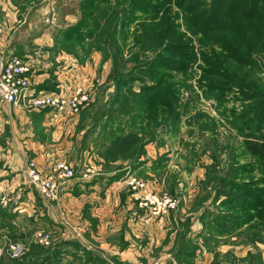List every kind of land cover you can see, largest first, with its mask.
Returning <instances> with one entry per match:
<instances>
[{"label": "rangeland", "instance_id": "1", "mask_svg": "<svg viewBox=\"0 0 264 264\" xmlns=\"http://www.w3.org/2000/svg\"><path fill=\"white\" fill-rule=\"evenodd\" d=\"M22 1L20 2L25 4L24 0ZM132 1L141 4L139 0L110 1V5L114 9L126 8L129 10L127 14L129 13L132 17L127 28L131 37L129 36L126 40L123 58L119 62L123 67L125 66V72L132 70L130 68L134 66L133 56L137 52L140 53L139 45L136 44L133 37L140 33L142 23L150 24L153 21L148 19L150 14L133 12L130 9ZM205 1L210 2V0ZM80 2L81 0H42L38 7H36L38 3L35 5L30 3L29 7L23 5L22 8L25 10L19 14L18 18L21 19V22L15 23L17 28L13 33L16 55H20L17 53L18 51L25 52L29 54L26 61L33 62L37 58L42 66L45 65V59L42 58L45 51L42 48L34 47V41L37 37L46 35L47 37L51 36L57 45L53 49V56L62 53L74 56L75 53H78L82 58H87L76 47L72 48L69 45L66 47L62 35L63 31L79 22L83 14ZM137 6L141 7V5ZM34 7L36 8L32 9ZM138 7L135 5L132 8ZM171 8L174 14L179 12L176 6L172 5ZM170 16L173 17L171 11ZM164 18L165 12L162 11L155 19V25L161 26L160 23ZM173 21L178 28L179 38H182L184 42L191 41L190 46L194 48L196 61L194 59L187 63L189 66L187 75L173 72L174 82L185 81L184 85H186L180 92V104L177 110L159 109L160 114L156 118L151 119L150 123L148 120L143 123L144 132L140 127L134 129V132L142 140H152V142L145 145L142 150H138L136 161L135 157L133 160L118 158L121 152L108 163L100 157L101 155L106 157L104 154L106 152L105 145H107L105 136L112 132L111 129H104L106 122L110 121L109 118L111 117L114 122L120 120L124 124H129L131 121L126 115L121 114L126 102L123 96L128 95V92L117 90L116 82L112 76V57L107 59L102 53L93 51L91 56L100 55L103 62H107V68L99 71L97 77L93 78L94 82L88 87L91 100L77 116H74L77 117L76 123L70 133L74 137L69 142V145L74 147L73 154L68 153L66 154L67 158L63 157L60 160L75 162L73 166L75 169L74 179L82 178L81 180L87 182L94 180V177H85L90 169L94 171L93 176L96 174L107 176L108 185L127 180L128 187L132 189L129 182L134 177L146 184L144 191L150 185L153 191L151 194L168 195L179 202V208L173 212L174 215L178 216L182 211L185 216L182 219L184 225L187 221L192 223L186 239L176 240V232L173 235H170L171 232L167 234V226L164 222L162 223L163 227L153 230L156 231L154 234L156 236L155 245L158 242L159 247H156L147 259L138 257L139 261L144 259L147 261L146 264H166L168 260L173 259L174 248L191 247L193 251L194 248L196 250L199 248L198 251L204 248L207 251L200 256L206 260V264L211 259L210 264H249L244 260L248 258V253L241 256L246 251L254 254L253 263L264 264V175L259 161L245 151L244 138L237 130L241 120L240 115H243L247 109L254 105L264 106V95L253 91L254 86L250 90H243L233 81L236 79L235 76V78L226 79L227 81L218 90L208 91L204 86L206 82L203 81V74L207 70L203 56L208 49L203 48L202 36L190 30L181 16L178 20L173 19ZM163 27L166 30L167 27ZM59 34L62 36L56 42ZM172 37L173 35L166 38V41L172 42ZM214 47L216 48L215 52L222 51L218 45ZM146 55H149V52ZM255 59L258 61V68L264 67V57L259 56ZM227 65L235 73H238L235 68L242 69L238 63L236 64L232 60L230 63L228 61ZM243 70L246 71L247 77L249 76L264 88V68L263 70L257 68ZM133 78H135L134 75ZM33 88H37L35 83H33ZM134 89L138 90V85ZM120 102L121 104H119ZM97 120H99L98 125H96ZM90 131H92L90 134L93 135L84 143V136ZM97 138H99V142H94L97 141ZM114 146L115 144H111L109 148ZM15 158L23 162L21 155H16L13 150L11 138L5 131L0 134V182L3 178H13L11 161ZM29 159L27 162H30ZM90 159L91 162L88 163ZM60 160L52 157L49 162L45 161L44 168H51L55 162ZM152 166H156V172L151 171ZM220 178L226 180L223 181L226 188L224 186L217 187L219 182L221 184V181L218 182ZM23 179V182H27L25 178ZM221 190L224 191L220 195L218 191ZM245 190H247L246 197ZM28 191H30L29 197L24 194L25 192H10L4 188L0 189V211L6 213L3 217L7 218L8 222L7 226L0 224V262L9 258L7 256L9 244L22 243L29 249L27 254L34 245L51 249L52 252L55 251V255L50 257L53 259L51 264H81L80 261H77L78 254L74 252L78 241L70 239L72 229L68 221L71 219V214L65 208L68 207L69 202L64 199V190L62 189L60 192L61 202L65 205L63 215L60 210L55 212L52 208L47 209L48 202L44 201L35 187L30 186ZM251 192L255 196L253 199H248L247 196ZM225 202H232V204L230 203V207H225L223 206ZM248 202H251L250 205H247ZM244 205L252 208L254 219L249 224L237 228L235 224L239 221L238 216L242 214L239 207ZM3 217L0 216V223L4 219ZM55 220L59 223L56 224ZM63 222L68 224L65 225ZM221 230H224V236L217 234H220ZM208 232L211 234L210 236H208ZM41 234L51 236L50 245H41L37 242V238ZM204 236L207 237L204 239ZM164 238L165 241H163ZM64 242L71 243L64 244ZM162 244L166 246L164 250L160 247ZM199 255L197 252L196 258ZM45 257L44 255L42 258ZM196 258L191 261L192 264ZM110 261L114 264L118 262L115 259Z\"/></svg>", "mask_w": 264, "mask_h": 264}, {"label": "trees", "instance_id": "2", "mask_svg": "<svg viewBox=\"0 0 264 264\" xmlns=\"http://www.w3.org/2000/svg\"><path fill=\"white\" fill-rule=\"evenodd\" d=\"M110 1L81 0L80 5L83 14L79 22L70 26L62 34L66 47L67 45L72 48L76 47L87 57L82 58L80 54L75 53L74 57L80 63H85L93 51L102 53L107 59L112 57V76L116 82L117 90L128 92V95L123 96L126 102L121 114L130 118L131 122L129 124H124L120 120L114 122L110 117V121L104 125V129L112 130L111 135L107 134L105 136L107 145H105L106 152L104 154H106V157L100 156L104 158L106 163L112 161V158L119 155V152L121 154L118 158L126 160L136 158L138 150H142L152 140H142L134 132V129L140 127L141 131L144 132L143 123L146 120L150 123L151 119L156 118L160 114L159 109L177 110L179 107V95L186 85H184L185 81H180L182 84L174 82L173 72L187 75L189 70L187 63L194 59L196 61V54L194 48L190 46L191 41L184 42L182 38H179L180 34L173 19L178 20L181 16L190 30L202 36L203 48L208 49L203 56L207 66V70L203 74V81L206 82L204 86L208 91L214 92L227 81L226 79L236 77L233 81L243 90H250L254 86L253 91L264 95V88L260 87L249 76L247 77L246 71L243 70L253 68L263 70L264 68L263 66L258 68V61L255 59L259 56L264 57V0H210V2L205 0H139L141 4L132 1L130 9L133 12L139 11L150 14L148 19L153 21L150 24L142 23L140 33L135 34L133 37L136 44L139 45L140 53L137 52L133 56L134 66L130 68L132 70L129 72H125V66L123 67L119 62L123 58L126 40L129 36L131 37L127 28L132 17L129 13L127 14L128 9L123 7L120 10L114 9L110 5ZM24 2L28 4L32 2L39 3L40 0H24ZM135 5L136 7L141 5V7L132 8ZM172 5L179 9L177 14L172 11ZM162 11L165 12V18L161 21V26H156L155 19ZM170 11L173 17L170 16ZM163 26L167 27L166 30ZM62 35L59 34L56 42ZM171 35H173L172 42L166 41V38ZM216 45L222 49L220 53L215 52L216 48L214 46ZM147 52H149V55H146ZM231 60L242 67L241 70L235 68L238 73L233 72V69H230V66L227 65V62L230 63ZM122 69L124 70L122 71ZM133 75L135 78H133ZM137 85L138 90H135L134 87ZM37 90V92H57L51 82L38 87ZM216 98L219 99V97ZM44 115L45 113L33 115V120L36 124H39ZM240 118L237 130L244 138V149L259 161L264 175V106L260 104L259 106H252L243 115H240ZM98 121L96 125H98ZM91 132L84 136V143L93 135L90 134ZM96 140L94 142H99V138ZM111 144H115V146L109 148ZM108 156L113 157L109 158ZM151 171L156 172V166H152ZM219 181H221V184ZM223 181L226 180L222 178L218 180V188L222 186L226 188ZM223 191H218V194L221 195ZM246 192L247 190L244 191L245 197ZM254 196L255 194L251 192L247 198L253 199ZM230 203L232 204V202H225L223 206L230 207ZM250 203L248 202L247 205H250ZM247 205L239 207L242 214L238 216L239 221L235 224L237 228L249 224L254 219L252 208ZM256 212L259 211L256 210ZM5 215L6 213L0 211V216ZM224 220L226 221V218ZM0 224L7 226V218H4ZM191 225L190 221H187L185 225L183 221L179 222L176 226V240L186 239ZM224 233V230H221L220 234H217L224 236ZM210 235L209 233L208 236ZM205 237L207 236H204V239ZM69 243L71 242H64V244ZM207 247L209 249V246ZM198 249L194 248L193 251L191 247L174 248L173 259L178 264H192L191 261L196 258ZM44 255L46 257L42 258ZM54 255L55 251L52 252L51 249L34 245L30 252L22 258H6L0 264H51L50 262L53 259L50 257ZM253 256L252 252H248V258L244 260L249 264H255V262L253 263ZM256 264L258 263L256 262Z\"/></svg>", "mask_w": 264, "mask_h": 264}, {"label": "crops", "instance_id": "3", "mask_svg": "<svg viewBox=\"0 0 264 264\" xmlns=\"http://www.w3.org/2000/svg\"><path fill=\"white\" fill-rule=\"evenodd\" d=\"M20 1L22 0H0V21L7 25L0 39V64L11 56L23 59L29 57V54L22 51H18L20 55H16V44L13 42V33L17 28L15 23L21 22V19H18L19 14L25 10L22 6L30 5ZM41 1L38 5L34 2L31 4H36L38 7ZM34 47L44 49L45 52L41 56L47 61L44 60L45 65L42 66L37 58L33 62L28 60L34 66L32 83H35L37 88L51 82L57 92L71 93L78 85L89 87L99 71L107 68V62H103L100 55H92L85 63H80L74 56L66 53L53 56L55 41L51 36L37 37ZM42 113H45L43 119L36 124L33 115ZM76 118L60 116L55 119L53 112L48 109L27 111L21 105H0V134L7 132L11 138L13 150L16 155L20 154L23 160L20 162L15 158L11 161L14 176L12 179L3 178L0 189L25 192L24 194L29 197L28 190L30 186H34L27 178V159L34 161L38 169L49 176L53 165L51 168L49 166L44 168L45 161L49 162L52 157L59 160L63 157L67 158L66 154L74 152V147L69 145V142L74 137L70 133L75 126ZM69 162L70 165H75V162ZM90 162L91 159L88 160V163ZM88 171L85 177H94V180L87 182L81 180L82 178H75L70 189H63L64 199L69 202L68 207L65 208L71 214V219L68 221L72 229L70 239L79 242L75 241L79 248L74 247V252L79 256L77 261L81 264H114L110 260L115 259L118 261L116 264H146L147 261L144 259H147L156 247H159L158 242L155 245L156 231L153 230L163 227L162 223L165 222L167 234L177 233L176 226L185 218L182 211L178 216L172 212L160 218L154 217L148 207L141 205L143 197L153 193L150 185L145 191L132 190L128 187L127 180L108 185L107 176L101 174L93 176L94 171L90 169ZM23 178L27 182H23ZM62 205L65 206L63 202ZM46 206L47 209L59 211L55 203L48 202ZM55 218L57 219L56 216ZM55 221L56 224L59 223ZM75 230L80 235H76ZM160 247L164 250L166 246L162 244ZM202 249L198 251L200 255L193 264H206V260L200 256L207 251ZM247 253L248 251L241 256ZM140 256L144 258L142 261L138 259ZM168 263L178 264L174 259L168 260L166 264Z\"/></svg>", "mask_w": 264, "mask_h": 264}, {"label": "built area", "instance_id": "4", "mask_svg": "<svg viewBox=\"0 0 264 264\" xmlns=\"http://www.w3.org/2000/svg\"><path fill=\"white\" fill-rule=\"evenodd\" d=\"M7 25L0 21V39L6 31ZM34 66L25 59L11 56L0 64V105H21L24 109L32 111L38 109H50L55 119L57 117H74L90 102L91 96L87 86L78 85L71 93L64 92H37L33 88L32 75ZM27 178L48 202L55 203L58 209L65 212L61 202L60 192L71 185L75 177V169L63 160L54 163L50 175L46 176L34 161L27 164ZM135 191L144 190L146 184L134 177L129 182ZM141 205L148 207L154 217L160 218L176 212L179 202L171 196H157L148 194L144 196ZM65 215V214H64ZM67 225V222H63ZM62 223V224H63ZM63 224V225H64ZM76 235H80L76 230ZM41 245H50L51 236L41 234L37 238ZM29 249L22 243H11L7 248V256L11 259L22 258Z\"/></svg>", "mask_w": 264, "mask_h": 264}]
</instances>
